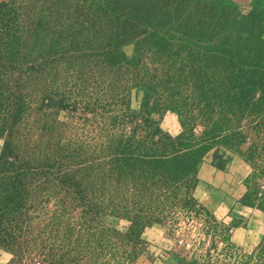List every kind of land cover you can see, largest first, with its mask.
Instances as JSON below:
<instances>
[{
    "label": "trees",
    "instance_id": "trees-1",
    "mask_svg": "<svg viewBox=\"0 0 264 264\" xmlns=\"http://www.w3.org/2000/svg\"><path fill=\"white\" fill-rule=\"evenodd\" d=\"M187 5L0 0V248L9 264H66L75 234L82 257L81 240L108 218L127 221L117 236L140 245L168 219V204L194 199L181 184L199 183L208 154L225 170L224 152L243 143L238 133L230 142V123H264V55L254 60L242 39L264 47V33L253 18ZM169 112L177 137L161 128Z\"/></svg>",
    "mask_w": 264,
    "mask_h": 264
},
{
    "label": "rangeland",
    "instance_id": "rangeland-1",
    "mask_svg": "<svg viewBox=\"0 0 264 264\" xmlns=\"http://www.w3.org/2000/svg\"><path fill=\"white\" fill-rule=\"evenodd\" d=\"M188 4V10L197 8L198 6H207L217 12L226 14L241 15L254 19L253 24L256 25V34L264 33V0H182ZM250 21V20H249ZM263 31V32H262ZM244 43L249 39L254 43L253 59L260 60L264 55V47L257 41L255 37L249 35L242 36ZM135 45L126 46L123 49L124 54L133 57ZM163 132L172 137L180 135L182 127L179 118L174 113H167L161 126ZM229 139L237 133L243 137V143L239 146H232L231 151H225V157L230 162L237 159L247 166L249 175L244 179L248 188L246 202L253 204L257 198V189L261 181L264 180V123H246L242 128H238L236 124H229ZM4 145V140L0 139V155ZM222 151V150H221ZM213 153L208 154L204 164H212ZM203 164V165H204ZM229 164V163H228ZM227 164V165H228ZM202 165V166H203ZM201 166V167H202ZM227 167V166H226ZM200 173V171H199ZM199 183L189 184L182 182L181 185H187L195 190L192 192L193 200H184L179 198L168 204V208H164L165 214H169L161 224H154L144 230L141 235L140 245L132 239L124 236H117V228L127 230L129 223L125 220L108 218L105 220V229L98 235L87 234L81 240L83 245L82 257L75 252V246L79 242V236L75 234L69 244L68 251L70 253L69 261L66 264H117L122 259H127V264H172L171 261L180 259L184 254L177 251L175 245L176 240L184 235L187 238L192 233H197L201 228L197 227L199 219H203L205 213L201 210V206L194 197L196 190L200 186ZM85 227H90V223L86 222ZM202 232L209 234L211 230L209 226L203 228ZM221 232V230H220ZM222 233V232H221ZM220 234V233H219ZM221 238V234H220ZM12 254L0 248V264H9ZM27 264H50L44 258H36L33 261L25 260ZM190 264L193 263L189 260Z\"/></svg>",
    "mask_w": 264,
    "mask_h": 264
},
{
    "label": "crops",
    "instance_id": "crops-1",
    "mask_svg": "<svg viewBox=\"0 0 264 264\" xmlns=\"http://www.w3.org/2000/svg\"><path fill=\"white\" fill-rule=\"evenodd\" d=\"M248 175L247 166L237 159H232L223 172L210 164L200 169V186L194 197L209 217V250L214 262L235 252L240 264H264V194L253 204L246 202L248 188L244 179ZM171 262L190 264L185 254Z\"/></svg>",
    "mask_w": 264,
    "mask_h": 264
},
{
    "label": "built area",
    "instance_id": "built-area-1",
    "mask_svg": "<svg viewBox=\"0 0 264 264\" xmlns=\"http://www.w3.org/2000/svg\"><path fill=\"white\" fill-rule=\"evenodd\" d=\"M263 194L264 180L258 186L257 197H262ZM208 223L209 217L205 214L204 218L199 219L197 224V227L201 228L199 232L192 233L187 238L182 235L176 240L177 250L184 253L189 260L195 261L192 264H240V257L235 252L226 253L218 258V262H214L213 252L209 250L212 239L207 233L202 232L203 228H207Z\"/></svg>",
    "mask_w": 264,
    "mask_h": 264
}]
</instances>
